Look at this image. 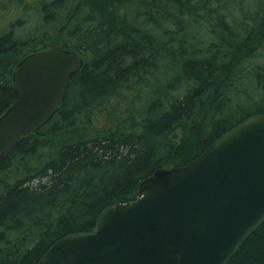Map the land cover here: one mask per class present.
<instances>
[{
	"label": "trees",
	"instance_id": "obj_1",
	"mask_svg": "<svg viewBox=\"0 0 264 264\" xmlns=\"http://www.w3.org/2000/svg\"><path fill=\"white\" fill-rule=\"evenodd\" d=\"M15 14L0 20V117L26 56L60 48L84 65L53 118L0 159V264H38L157 170L264 114V0H36ZM228 264H264V223Z\"/></svg>",
	"mask_w": 264,
	"mask_h": 264
},
{
	"label": "water",
	"instance_id": "obj_2",
	"mask_svg": "<svg viewBox=\"0 0 264 264\" xmlns=\"http://www.w3.org/2000/svg\"><path fill=\"white\" fill-rule=\"evenodd\" d=\"M83 65L80 53L60 48L17 64L0 159L52 119ZM263 223L264 114H253L191 163L157 170L136 200L105 208L92 232L63 237L38 264H228Z\"/></svg>",
	"mask_w": 264,
	"mask_h": 264
},
{
	"label": "rangeland",
	"instance_id": "obj_3",
	"mask_svg": "<svg viewBox=\"0 0 264 264\" xmlns=\"http://www.w3.org/2000/svg\"><path fill=\"white\" fill-rule=\"evenodd\" d=\"M36 1V0H0L1 4L5 5V7L0 8V20L3 18H11V17H19L20 15L15 14L21 12V8L24 7V5L29 8L30 3ZM78 14L82 16L83 18L86 14L83 7H79ZM66 38V37H65ZM120 104V103H119ZM118 104V106H119ZM106 121V120H105ZM111 121L107 119L105 122V125H100V127L108 126L110 125Z\"/></svg>",
	"mask_w": 264,
	"mask_h": 264
},
{
	"label": "bare ground",
	"instance_id": "obj_4",
	"mask_svg": "<svg viewBox=\"0 0 264 264\" xmlns=\"http://www.w3.org/2000/svg\"><path fill=\"white\" fill-rule=\"evenodd\" d=\"M53 118V117H52ZM181 167V166H180ZM165 169V168H164ZM167 169V168H166Z\"/></svg>",
	"mask_w": 264,
	"mask_h": 264
}]
</instances>
